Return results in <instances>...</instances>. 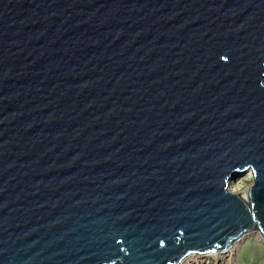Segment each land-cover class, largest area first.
<instances>
[{"label":"water","instance_id":"obj_1","mask_svg":"<svg viewBox=\"0 0 264 264\" xmlns=\"http://www.w3.org/2000/svg\"><path fill=\"white\" fill-rule=\"evenodd\" d=\"M263 77L264 0H0V264L264 239Z\"/></svg>","mask_w":264,"mask_h":264},{"label":"bare ground","instance_id":"obj_2","mask_svg":"<svg viewBox=\"0 0 264 264\" xmlns=\"http://www.w3.org/2000/svg\"><path fill=\"white\" fill-rule=\"evenodd\" d=\"M262 83H264V77L262 78ZM241 178V179H239ZM238 180H231L228 188L230 192L233 193H240L243 198L246 197V191L249 188V186L252 184L250 181L253 180V177L251 175V172L248 171L244 176L239 177ZM246 180L248 182H246ZM247 185L245 190L239 191L242 187V184ZM254 238L259 242H262L264 244V239L261 238L259 232L254 231L250 232L247 231L246 234L239 237V239L235 240L231 245H229L225 250H219L217 252L213 253H206V254H191L190 256L184 257L178 264H202L203 262L208 261L210 258L213 260L218 259H232L238 250H240L244 244H248L249 239ZM212 255V256H211Z\"/></svg>","mask_w":264,"mask_h":264},{"label":"rangeland","instance_id":"obj_3","mask_svg":"<svg viewBox=\"0 0 264 264\" xmlns=\"http://www.w3.org/2000/svg\"><path fill=\"white\" fill-rule=\"evenodd\" d=\"M246 182L248 181L246 180ZM246 186L245 183L242 184L239 191L245 190ZM202 264H264V244L256 239L254 240V238H250L248 244H244L232 259L213 260L210 258Z\"/></svg>","mask_w":264,"mask_h":264},{"label":"clouds","instance_id":"obj_4","mask_svg":"<svg viewBox=\"0 0 264 264\" xmlns=\"http://www.w3.org/2000/svg\"><path fill=\"white\" fill-rule=\"evenodd\" d=\"M238 179V178H237ZM251 183H252V181H251ZM212 256V255H211Z\"/></svg>","mask_w":264,"mask_h":264}]
</instances>
